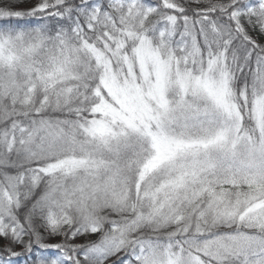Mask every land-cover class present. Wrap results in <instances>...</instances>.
<instances>
[{"label":"snow or ice","instance_id":"1","mask_svg":"<svg viewBox=\"0 0 264 264\" xmlns=\"http://www.w3.org/2000/svg\"><path fill=\"white\" fill-rule=\"evenodd\" d=\"M0 264H264V0H0Z\"/></svg>","mask_w":264,"mask_h":264}]
</instances>
